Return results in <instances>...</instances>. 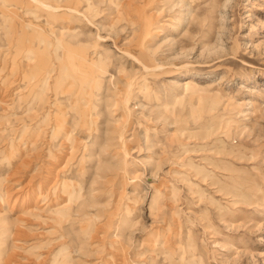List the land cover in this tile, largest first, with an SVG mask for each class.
I'll list each match as a JSON object with an SVG mask.
<instances>
[{
    "label": "rangeland",
    "instance_id": "1",
    "mask_svg": "<svg viewBox=\"0 0 264 264\" xmlns=\"http://www.w3.org/2000/svg\"><path fill=\"white\" fill-rule=\"evenodd\" d=\"M39 1L0 0V264H264V0Z\"/></svg>",
    "mask_w": 264,
    "mask_h": 264
},
{
    "label": "bare ground",
    "instance_id": "2",
    "mask_svg": "<svg viewBox=\"0 0 264 264\" xmlns=\"http://www.w3.org/2000/svg\"><path fill=\"white\" fill-rule=\"evenodd\" d=\"M35 1H38L39 3H40V1L39 0H35ZM42 3V2H41ZM45 4V3H44ZM46 5V4H45ZM50 5V4H49ZM66 6V5H65ZM46 7H48V6H46ZM50 7H52V6H50ZM64 8H66V7H64ZM69 8V7H68ZM52 10H53V8H52Z\"/></svg>",
    "mask_w": 264,
    "mask_h": 264
}]
</instances>
